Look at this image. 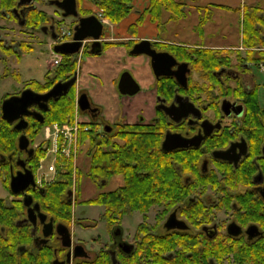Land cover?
I'll use <instances>...</instances> for the list:
<instances>
[{
    "label": "flooded vegetation",
    "instance_id": "af4514ba",
    "mask_svg": "<svg viewBox=\"0 0 264 264\" xmlns=\"http://www.w3.org/2000/svg\"><path fill=\"white\" fill-rule=\"evenodd\" d=\"M62 1L0 0V133L11 139L0 138V170L7 191L0 195V264H264V11L256 34L243 27L247 7L262 6V2L242 0L239 44H216L197 28L198 40L188 45L149 39L156 51L177 59L172 71L187 63L186 84L174 75L156 77L153 71L155 116L149 122L143 115L136 123L118 119L105 129L112 132L117 122L156 127L165 121L159 131L160 147L182 169L178 166L179 172L169 173L161 188L158 184L151 201L99 204L76 200L73 191L65 201L37 199L48 183L38 182L42 157L33 170L40 134L32 137L29 126L31 119L41 121L27 115L28 126L18 130V121L4 118L7 99L26 89L47 92L34 85L44 84L47 76L44 82L30 80L15 92L11 78L19 79V75L13 64L31 52L37 40L46 42L47 37L53 40V34L58 35V25L67 18L57 5ZM130 2L136 4L135 0H76L78 16L68 17H73L75 25L81 17L99 16L100 11L108 18L98 5ZM173 45L185 47L183 58L172 51ZM142 55L151 65V58ZM125 71L129 70L122 74ZM166 77L176 82L172 89L162 84L167 96L159 93V80ZM137 82L140 93L144 88ZM182 101L193 106L188 107V116L175 121L162 107ZM29 110L43 116L47 111L38 105ZM100 116L99 108L96 118ZM33 129L37 131V126ZM14 130L20 133L17 151L12 150ZM168 133L187 145L165 151ZM23 135L29 139L25 149L20 147ZM26 170H32L35 185L16 193L12 179ZM78 204L101 206L103 214L99 219L85 216ZM102 226L105 236L82 235Z\"/></svg>",
    "mask_w": 264,
    "mask_h": 264
},
{
    "label": "trees",
    "instance_id": "16d2710c",
    "mask_svg": "<svg viewBox=\"0 0 264 264\" xmlns=\"http://www.w3.org/2000/svg\"><path fill=\"white\" fill-rule=\"evenodd\" d=\"M130 1V0H129ZM185 3L181 0H150L149 6L143 11L138 19V23L141 24L149 17L153 22L182 20L186 16ZM99 9H104L107 17L114 24H119L131 13H133L135 4L130 3H104L98 5ZM210 9V6L206 7ZM203 8L202 10H204ZM207 11V10H206ZM264 11L263 6L247 7L245 10V19L243 22L244 29L256 32L257 26L263 21L261 12ZM164 13H169V17L163 20ZM212 16L207 14L205 17L200 18L197 29H203L204 25L211 19ZM138 25V24H137ZM133 24L131 26L132 32H135L137 26ZM160 25V24H159ZM256 34V33H255ZM136 40H132L128 43L129 48H132L136 43ZM104 49L116 44L115 42L107 41L103 43ZM172 51L179 54L180 57H184L183 46H171ZM103 49V50H104ZM26 50L29 48L26 47ZM87 54H93L90 46H87L84 50V56ZM207 60H210L209 56H206ZM78 59L76 55H62L59 64L47 75L46 82L37 84L40 91L45 92L50 90L59 81H66L72 78L78 70ZM161 88L160 94L163 93L162 84L174 88L176 82L173 78L166 77L159 80ZM171 97V96H170ZM76 109V85H74L70 91L56 100H50L49 108L44 112V122H37L33 119L30 120L29 134L32 137L38 136L44 126L47 124L60 123L64 124L73 120ZM86 114L85 112H82ZM86 125L91 127L88 131H82L80 134V150L82 151L84 146H87L86 154L88 158L86 175L93 182L99 183V186L103 189L94 198L86 199L83 201L92 203H106L108 201H151L153 199V193L157 192L158 184L167 183L168 174L171 172H179L182 169V165L177 162H170L168 154L165 153L161 147L162 134L159 133L162 125H165V121L157 124L158 126H150L144 124L125 125L122 122L112 124L113 131L107 132L102 127L101 122L98 119H91L86 122ZM110 125V124H109ZM37 126V131L33 129ZM19 132L14 130L12 140V150H18V136ZM161 136V137H160ZM0 138L5 142L11 141L8 135L5 136L0 133ZM37 149V155L34 158L33 170L37 168L41 157L45 155V148L41 145ZM180 157L182 155L179 154ZM66 162L69 160L66 159ZM67 168L71 167L73 163H67ZM178 166L180 170H178ZM63 169V168H62ZM62 171V170H61ZM61 177L54 183H48L44 189V193L37 194V199L41 201H65L70 199V192L73 187V172L70 170L62 171ZM84 176V171L81 166L78 168V178ZM116 176L123 177L124 183L114 190H105V186L109 180ZM76 200H80L81 192L78 189Z\"/></svg>",
    "mask_w": 264,
    "mask_h": 264
},
{
    "label": "rangeland",
    "instance_id": "374dc122",
    "mask_svg": "<svg viewBox=\"0 0 264 264\" xmlns=\"http://www.w3.org/2000/svg\"><path fill=\"white\" fill-rule=\"evenodd\" d=\"M185 3L184 8L186 12L185 18L182 20H172V21H160L159 22V29L156 27V31L160 33V37L162 39H176L182 40L186 39L188 41L198 40V32L195 30L197 28L198 23L200 22V18L205 17L206 12L210 14L213 18H211L203 30L206 33V39L211 40L216 44H225V45H235L240 43V29L242 28V16L243 10L245 9V5L242 3V0H212L218 2V5L210 6V9L207 8L198 12V4H208L211 3L210 0H181ZM250 2H256L258 0H249ZM262 2V6H264V0H260ZM135 8L141 11H144L146 7L149 6L150 0H135ZM216 4V3H215ZM51 11L53 10L52 7H48ZM135 12V11H133ZM132 16V15H131ZM62 17V16H61ZM169 17V13H164L163 20H166ZM200 17V18H199ZM73 22V17L65 18V23H60L58 25V32L60 31H67L69 29L75 27ZM130 19H126L122 21L121 24L119 23L111 25V27L120 26L121 29H124L126 32L131 33L129 28ZM67 24V25H66ZM109 28V29H108ZM119 28V27H118ZM105 30H111L109 26H105ZM114 32V30H112ZM111 31V33H113ZM51 37H47V41L44 40H37L34 44V49L31 52L25 53L20 61L14 60L13 68L14 72L18 73L19 79L14 76L11 78L13 84V90L19 91L21 90L25 84L30 80H38L40 82H44L46 76L53 71L56 66H52V61L57 58L59 55L53 52L50 48L49 42H52ZM137 41V40H136ZM128 54V52H127ZM90 56H94L93 54H87L84 56L82 62L78 66V85L80 82H84L83 80L86 78V61ZM144 57V55H129L127 60L124 59L126 67L127 64L131 62H135L138 58ZM130 58V59H129ZM132 63V64H133ZM92 68V65H88L87 68ZM98 67H94L97 69ZM150 70L152 67L150 66ZM153 72V70H152ZM264 78V74H263ZM90 85V88H85L89 92L92 90H96L98 87L97 81L87 82ZM82 87H84L82 85ZM92 89V90H91ZM91 94V92H90ZM77 96V93H76ZM122 106H119V110H121ZM121 119L122 117L119 116ZM106 121V120H105ZM110 122H102V125H106ZM38 143L46 142L44 141V136L38 137ZM87 146H84L83 150L81 151L78 148L75 155L71 157V159L67 163L71 164L70 168H67V163L63 166L62 171L71 170L73 172V187L72 191L75 193V196L78 189H80L81 196L79 197L80 200H86L90 198H94L98 195L100 191L103 189L99 186V183L93 182L88 176L85 174L87 171V164L88 158L86 154ZM51 158L48 159L50 161ZM46 161V164H48ZM51 163H49L50 165ZM81 166L84 171V176L80 179L78 177V168ZM48 167V166H47ZM46 169V168H45ZM61 175V173H59ZM52 175V174H51ZM52 176H49L51 178ZM124 183L123 177L116 176L109 180L108 184L105 186V190H114L121 186ZM7 192L3 186V180L1 176L0 170V195H3ZM86 211L85 216L93 217V218H101L103 214V207L97 205H88V204H78V210ZM135 223V222H134ZM133 223V225H134ZM104 226L97 230H85L82 231V235L85 238H91L93 235L102 234L105 236L103 232Z\"/></svg>",
    "mask_w": 264,
    "mask_h": 264
},
{
    "label": "water",
    "instance_id": "95a60500",
    "mask_svg": "<svg viewBox=\"0 0 264 264\" xmlns=\"http://www.w3.org/2000/svg\"><path fill=\"white\" fill-rule=\"evenodd\" d=\"M58 7L64 10V16H78V9L76 0H64L58 2ZM104 33V25L102 21L96 16L91 15L87 17H81L79 23L75 26L74 41L64 43L55 46V51L64 55H74L81 51L83 41L86 39H94L91 45V51L95 54H99L103 50L102 35ZM55 38L56 35L53 34ZM133 55L146 54L151 58V65L156 77L174 75L177 77L180 83L186 84L187 63H182L176 71H172L173 66L178 62L177 59L169 52H158L152 47V42L149 39H143L136 43L131 50ZM78 72L66 81L57 82L50 90L45 93H38L32 89H26L20 96H15L7 99L3 105L4 118L11 122H17L16 128L23 130L28 126V122L25 119L27 115H35L39 121H44V116L38 112H32L29 109L38 105L43 110H48L49 101L51 99H58L59 97L66 95L70 89L77 83ZM119 91L123 95H135L140 91V85L130 71H125L119 80ZM78 106L81 111L88 112L93 118L98 116L99 108L94 107L90 100L89 95L83 92L78 97ZM192 104L179 102V104L173 103L171 106H161L166 114L173 120L179 121L183 117L188 116V107ZM29 145V139L23 135L20 138V147L22 149L27 148ZM187 144L181 141L180 137L175 134L168 133L166 139L163 142V149L165 151H171L178 147H183ZM30 185H35L34 174L32 170H26L25 173H19L12 179V189L18 193L24 191ZM33 199L29 197L28 202Z\"/></svg>",
    "mask_w": 264,
    "mask_h": 264
},
{
    "label": "crops",
    "instance_id": "0c3cea01",
    "mask_svg": "<svg viewBox=\"0 0 264 264\" xmlns=\"http://www.w3.org/2000/svg\"><path fill=\"white\" fill-rule=\"evenodd\" d=\"M210 1L211 3H209V6L212 7L213 5H218V2L212 0ZM206 7H208V4H198V12L200 13L203 8L207 10ZM140 15L141 12L135 11L123 20L125 21L126 19H130V23H127L130 30L133 24H138L135 28V32H132V30L131 33L126 32L124 29H121L120 26L110 27V31L106 30L104 42L111 41L116 44L104 49L102 53L90 56L85 64L87 71L85 74L86 78L83 80L84 82L81 81L78 85L77 81L76 92L78 94L86 92L89 95L92 103L100 108V118L102 122L107 121L113 123L120 118L119 116H121V119H124L127 122L136 123L141 115H143L149 122L155 116L157 93L154 74L152 70H150V61L145 57H140L134 63L130 61L127 64L128 67H126L124 61V59L127 60L128 54L131 55L128 43L132 40H155L157 38H161L160 33L156 31V27H158V29L160 28L159 22H153L149 17H147L143 23L139 24L138 19ZM208 22L204 25V29L206 28ZM111 25L114 24L111 23ZM112 30H114V32ZM111 31L113 33H111ZM204 36H206L205 32ZM164 40L174 44H191V41L186 39ZM83 58L84 52L80 55L79 64L82 62ZM88 65H92V68H87ZM95 66L98 68L94 69ZM124 70H129L133 74L135 79L143 86V91L135 96H124L120 93L118 82ZM88 81H97L98 84L96 90L91 89V94L87 89H85L90 88V85L87 83ZM82 85L84 87H82ZM119 106H122L121 110H119Z\"/></svg>",
    "mask_w": 264,
    "mask_h": 264
},
{
    "label": "built area",
    "instance_id": "2783aa9c",
    "mask_svg": "<svg viewBox=\"0 0 264 264\" xmlns=\"http://www.w3.org/2000/svg\"><path fill=\"white\" fill-rule=\"evenodd\" d=\"M100 18L103 22L108 20L100 13ZM74 32L72 30L62 31L54 43H65L73 40ZM59 62L58 59L53 61L56 65ZM84 120L76 113L73 122L65 124L47 125L44 129V135L46 142L49 143L47 149V155L51 158V164L48 167L41 165L39 184H45L49 182V179H54L58 172L67 163L65 160H70L73 155L76 154L79 145V136L82 130L88 131L90 127L83 125ZM52 174V175H51ZM49 176H52L49 178Z\"/></svg>",
    "mask_w": 264,
    "mask_h": 264
}]
</instances>
